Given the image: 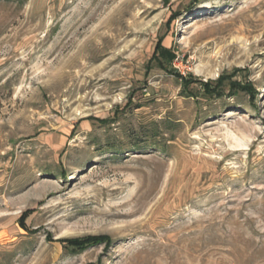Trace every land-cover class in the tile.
Wrapping results in <instances>:
<instances>
[{"label": "rangeland", "instance_id": "rangeland-1", "mask_svg": "<svg viewBox=\"0 0 264 264\" xmlns=\"http://www.w3.org/2000/svg\"><path fill=\"white\" fill-rule=\"evenodd\" d=\"M0 264H264V0H0Z\"/></svg>", "mask_w": 264, "mask_h": 264}]
</instances>
